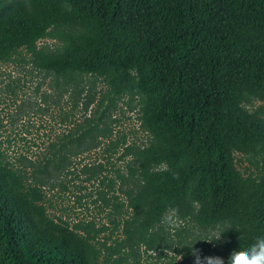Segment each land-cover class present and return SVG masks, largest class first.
<instances>
[{
  "label": "trees",
  "instance_id": "1",
  "mask_svg": "<svg viewBox=\"0 0 264 264\" xmlns=\"http://www.w3.org/2000/svg\"><path fill=\"white\" fill-rule=\"evenodd\" d=\"M16 62L66 99L71 127L31 170L0 143V264L126 261L103 257L85 226L51 217L42 189L96 148L123 98L146 135L124 149L130 186L113 203L129 215L128 241L154 247L150 231L169 210L199 227L228 224L225 264L264 235V0H0V64ZM236 155L253 171L240 172ZM118 173L111 188L125 183Z\"/></svg>",
  "mask_w": 264,
  "mask_h": 264
},
{
  "label": "rangeland",
  "instance_id": "2",
  "mask_svg": "<svg viewBox=\"0 0 264 264\" xmlns=\"http://www.w3.org/2000/svg\"><path fill=\"white\" fill-rule=\"evenodd\" d=\"M51 43L44 39L39 45ZM48 85L44 74L33 71L28 65L0 64V143L16 166H25L28 170H31L30 164L48 155L50 144L57 143L71 127L62 122L69 104L64 97L53 94ZM100 89L101 84L97 83V91ZM45 95L52 96V102L44 100ZM262 105L256 101L252 109ZM130 106L127 98L119 100L116 109L103 120L105 131L98 137L96 148L76 158L68 173L45 178L42 189L49 215L61 218L70 226H85L96 235L94 244L101 249L102 256L109 257L113 252L111 260L119 256L126 259L121 264H196V255L201 264H206V257L223 258L228 242L224 232L228 224L199 227L180 219L175 210H169L161 223L150 231L155 239L154 247L148 248L149 240L147 243L139 242L137 237L127 240L122 223L129 215L125 208L116 210L113 205L125 201V191L130 186L127 177L130 157L122 155L127 146H141L146 141V135L138 129L136 112ZM116 142V150H113L111 143ZM236 159L240 172L253 171L240 155H236ZM116 171H120L117 175H122L125 183L118 188L117 182L116 187L111 188L109 181L115 179ZM114 222L122 226L115 227ZM102 227L105 229L97 232ZM220 234V239L216 240ZM102 243L112 248L103 249ZM117 243L119 250H112ZM205 245L210 246L209 251Z\"/></svg>",
  "mask_w": 264,
  "mask_h": 264
},
{
  "label": "clouds",
  "instance_id": "3",
  "mask_svg": "<svg viewBox=\"0 0 264 264\" xmlns=\"http://www.w3.org/2000/svg\"><path fill=\"white\" fill-rule=\"evenodd\" d=\"M160 167L167 169L166 164ZM197 204L198 202H193ZM237 230V229H236ZM220 235L216 240L220 239ZM194 255H196L194 253ZM206 264H225V260L219 256L206 257ZM196 264H201L200 257L196 255ZM227 264H264V235L258 236L247 248L233 250L227 259Z\"/></svg>",
  "mask_w": 264,
  "mask_h": 264
}]
</instances>
